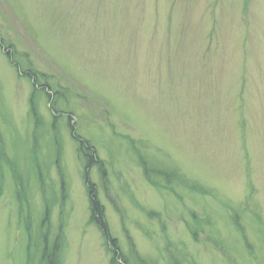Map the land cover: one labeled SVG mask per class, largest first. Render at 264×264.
<instances>
[{"label": "rangeland", "instance_id": "obj_1", "mask_svg": "<svg viewBox=\"0 0 264 264\" xmlns=\"http://www.w3.org/2000/svg\"><path fill=\"white\" fill-rule=\"evenodd\" d=\"M44 241L264 264V0H0V264H49Z\"/></svg>", "mask_w": 264, "mask_h": 264}, {"label": "trees", "instance_id": "obj_2", "mask_svg": "<svg viewBox=\"0 0 264 264\" xmlns=\"http://www.w3.org/2000/svg\"><path fill=\"white\" fill-rule=\"evenodd\" d=\"M34 76H33L34 78L32 79L33 82H35L36 78L38 77L37 75H34ZM74 139H75L76 143H78L77 146L79 147V150H78L79 155H81L80 153H82V149H81L82 147H86L89 150V151L87 150L83 153L85 156L84 158L87 162V165L85 164V166H84V168H85L84 174H86V177H87L88 173H90V168H91L90 166L93 165L96 161H98V158H97V156H95V154H93L94 148L92 147V150H91V148L88 146V144H87L88 142L85 138H83L82 136H81V138L75 136ZM86 179H88V178H86ZM92 192L93 193H91V197L89 198L91 200V210H92L91 220L94 221L98 225V227L101 229V231H103L104 234H106V239L108 238L107 241L109 243H111L113 245L112 248H114L116 246V241L112 240V238L108 235L109 230H108V226H107V220L104 219V209L102 206H100L99 201L96 199L95 188ZM45 219H46V216L44 217V220ZM43 240H45V237ZM42 244L44 245V250H43L42 255L48 259L47 262H49V264H51V262H54V264H56L57 256H58L57 253L59 251L58 247L54 246L53 250H49L50 247L48 246L46 241H44V243H42ZM55 245H57L56 242H55Z\"/></svg>", "mask_w": 264, "mask_h": 264}, {"label": "bare ground", "instance_id": "obj_3", "mask_svg": "<svg viewBox=\"0 0 264 264\" xmlns=\"http://www.w3.org/2000/svg\"><path fill=\"white\" fill-rule=\"evenodd\" d=\"M71 133H72L71 136H74V137L76 136V135H74V134H75V131H72V130H71ZM76 137H77V136H76Z\"/></svg>", "mask_w": 264, "mask_h": 264}]
</instances>
